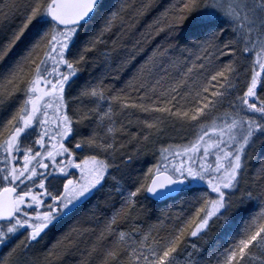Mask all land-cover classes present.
<instances>
[{"label": "snow or ice", "instance_id": "obj_1", "mask_svg": "<svg viewBox=\"0 0 264 264\" xmlns=\"http://www.w3.org/2000/svg\"><path fill=\"white\" fill-rule=\"evenodd\" d=\"M258 149L264 0H0V264H264Z\"/></svg>", "mask_w": 264, "mask_h": 264}, {"label": "rangeland", "instance_id": "obj_2", "mask_svg": "<svg viewBox=\"0 0 264 264\" xmlns=\"http://www.w3.org/2000/svg\"><path fill=\"white\" fill-rule=\"evenodd\" d=\"M173 142V141H172ZM166 143H168V141H166ZM159 147V145L157 146ZM257 156L259 159H264V149H258V152H257ZM155 163V157L149 153V155L147 156L146 159L142 158L140 162H134L133 165L131 166L135 171L133 172L134 175H137V174H142L141 171L139 170H143V171H147V168L151 165ZM107 187V186H106ZM143 200V198H141ZM151 201H146V203H150ZM154 204H157L155 202H152ZM159 203V202H158ZM164 203V204H163ZM173 203V201L169 200L167 202H162V204H158L160 207L158 208L159 211L158 212H161V211H168V210H171L173 212L177 211V209H173V208H170L171 204ZM87 207V206H86ZM159 214V213H158ZM149 222V221H148ZM156 222V221H155ZM155 222H152L150 221L149 223H146L145 224V227H147V224H150V223H155ZM215 230V229H214ZM72 264H74V262H72Z\"/></svg>", "mask_w": 264, "mask_h": 264}, {"label": "trees", "instance_id": "obj_3", "mask_svg": "<svg viewBox=\"0 0 264 264\" xmlns=\"http://www.w3.org/2000/svg\"><path fill=\"white\" fill-rule=\"evenodd\" d=\"M173 142H175V141H173ZM141 202H142V203H146L145 200H141ZM146 204H148V203H146ZM148 206L154 210L153 217H152L151 220H149V222H150V221L155 222V216L159 213V212H158V211H159L158 208H159L161 205L159 206L158 204H154V203L150 202V203L148 204ZM149 222H147V223H149Z\"/></svg>", "mask_w": 264, "mask_h": 264}, {"label": "flooded vegetation", "instance_id": "obj_4", "mask_svg": "<svg viewBox=\"0 0 264 264\" xmlns=\"http://www.w3.org/2000/svg\"><path fill=\"white\" fill-rule=\"evenodd\" d=\"M106 186H107V185H106ZM106 186H105V187H106ZM155 203H157V204H162V202H159V203H158V202H155ZM163 204H164V203H163ZM86 206H87V205H86Z\"/></svg>", "mask_w": 264, "mask_h": 264}, {"label": "bare ground", "instance_id": "obj_5", "mask_svg": "<svg viewBox=\"0 0 264 264\" xmlns=\"http://www.w3.org/2000/svg\"><path fill=\"white\" fill-rule=\"evenodd\" d=\"M142 200V199H141Z\"/></svg>", "mask_w": 264, "mask_h": 264}]
</instances>
